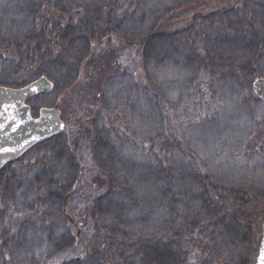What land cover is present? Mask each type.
<instances>
[{
	"label": "trees",
	"instance_id": "16d2710c",
	"mask_svg": "<svg viewBox=\"0 0 264 264\" xmlns=\"http://www.w3.org/2000/svg\"><path fill=\"white\" fill-rule=\"evenodd\" d=\"M241 1L242 9L239 8ZM146 2L23 0L19 7L24 17L20 25L23 35L8 40L0 30V87L20 88L46 76L54 82L55 88H68L86 65H95L97 71H102L104 86L117 77L119 71L104 66L105 56L101 65L91 64L95 63L93 50L113 42H118L120 48L139 43L144 61L156 59L190 70L209 67L218 79L238 84L247 80V84L252 85L257 75L264 76V7H261L262 12H256L247 6L249 0H239L229 10L201 13L200 0H184L175 9L196 7V11L189 14L193 20L167 28L165 16H160L159 12L147 16ZM148 18L153 27L144 24ZM237 23L242 26L236 28ZM198 41L202 54L196 56L188 48L195 49ZM234 57L240 60H234ZM220 61H226V65H218ZM100 92L93 87L90 96L98 98L99 102ZM46 97L33 98L30 102L32 109L41 108L40 103ZM59 137L61 134L38 144L22 158L1 169L0 186L9 191L10 187L13 189L5 175L6 170L42 146L50 147ZM91 147L102 163L105 143L95 139ZM100 168L98 171L94 168L96 172L93 169L90 176L94 192L88 196L87 209L92 225L86 238L75 242L72 236L57 237L58 230L63 227L68 230L69 219L65 214L68 189L64 186L39 188L38 212L20 222L18 227L14 226V218L12 226H6L7 235L0 240V264H29V258L21 261L18 258L24 241L16 232L22 226V230L49 234H46L49 243L63 255L59 264L256 263L258 254L253 228L246 227L232 210L249 208L264 201L263 196L258 198L242 188H210L203 181L208 178L195 167L192 173H179L160 165L152 166L141 169L136 182L121 175L125 173L124 169L106 172L103 164ZM142 206L149 208L148 214L142 217L139 226H134L128 222L127 215ZM154 209L162 211L158 224L149 221ZM73 249L77 254L65 256L64 253ZM229 249H240L241 252L235 258L232 255L225 258L223 252ZM5 250L15 259L14 262L4 257Z\"/></svg>",
	"mask_w": 264,
	"mask_h": 264
},
{
	"label": "rangeland",
	"instance_id": "374dc122",
	"mask_svg": "<svg viewBox=\"0 0 264 264\" xmlns=\"http://www.w3.org/2000/svg\"><path fill=\"white\" fill-rule=\"evenodd\" d=\"M181 1L184 0H147L145 12L147 16L159 12L160 16H165L167 28H173L182 21L193 20L190 15L196 11V7L191 6L175 9ZM22 2L0 0V30L8 40L24 33L20 27L24 17L19 12ZM238 3L239 0H200L198 7L201 13H207L229 10ZM247 6L262 12L264 0H249ZM145 23H151L150 18ZM149 27H153V23ZM138 44L120 48L118 42H113L93 50L95 63L91 64L101 65L105 56L104 66L119 71L117 77L104 86L102 71H97L95 65H86L70 87L55 88L54 84L55 90L40 103L41 108L47 104L46 108L60 109L65 129L50 147L42 146L6 170L13 189L10 187L9 191L0 186L1 241L7 235L6 226H12L13 218L16 219L14 226L18 227L20 222L38 212L39 188L58 186L68 189L65 214L69 220L68 230L64 227L58 230L57 237L72 236L75 242L86 238L92 225L87 209L88 196L94 192L90 176L93 169L98 171L102 164L106 172L124 169L121 175L131 182L138 180L141 169L156 165L179 173H192L196 168L208 178L203 181L210 188H242L258 198L264 197V100L253 88L254 81L264 76L257 75L252 85L240 80L239 86L236 81L218 79L209 67L190 70L156 59L144 61ZM188 51L201 55V42ZM238 58L234 60H240ZM218 65L224 67L226 61ZM93 87L97 93L101 91L99 102L98 98L90 96ZM41 108L34 111L35 116ZM95 139L106 145L102 163L91 147ZM148 211L149 208L143 206L132 209L127 215L128 222L139 226ZM232 213L246 227L253 228L258 254L263 235L264 201L249 208H236ZM161 214L160 209H154L149 221L160 223ZM22 227L16 232L24 241L22 252L18 253L20 261L29 258V264L61 262L63 255L49 243L48 233H33ZM6 252L4 257L14 262ZM240 252V249H229L223 256L235 258ZM64 254L77 253L73 249Z\"/></svg>",
	"mask_w": 264,
	"mask_h": 264
},
{
	"label": "water",
	"instance_id": "95a60500",
	"mask_svg": "<svg viewBox=\"0 0 264 264\" xmlns=\"http://www.w3.org/2000/svg\"><path fill=\"white\" fill-rule=\"evenodd\" d=\"M253 86L256 95L264 100V78H257ZM53 90L54 83L47 77L18 89L0 87V170L35 145L64 131L59 108H42L34 117L28 104L33 97ZM256 264H264V225Z\"/></svg>",
	"mask_w": 264,
	"mask_h": 264
},
{
	"label": "bare ground",
	"instance_id": "6f19581e",
	"mask_svg": "<svg viewBox=\"0 0 264 264\" xmlns=\"http://www.w3.org/2000/svg\"><path fill=\"white\" fill-rule=\"evenodd\" d=\"M231 123H232V122H231ZM211 154H212V152H209V155H211ZM209 155H208V156H209Z\"/></svg>",
	"mask_w": 264,
	"mask_h": 264
},
{
	"label": "snow or ice",
	"instance_id": "6c2138e0",
	"mask_svg": "<svg viewBox=\"0 0 264 264\" xmlns=\"http://www.w3.org/2000/svg\"><path fill=\"white\" fill-rule=\"evenodd\" d=\"M32 90H33V91H35L36 89H35V88H33Z\"/></svg>",
	"mask_w": 264,
	"mask_h": 264
}]
</instances>
